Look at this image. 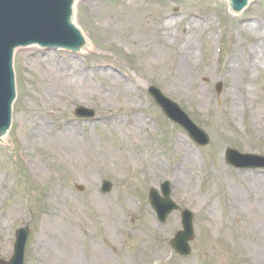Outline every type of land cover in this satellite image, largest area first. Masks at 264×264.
I'll return each mask as SVG.
<instances>
[{
	"label": "rangeland",
	"instance_id": "1",
	"mask_svg": "<svg viewBox=\"0 0 264 264\" xmlns=\"http://www.w3.org/2000/svg\"><path fill=\"white\" fill-rule=\"evenodd\" d=\"M228 2L142 0V9L148 16L141 23L142 34L148 32L145 24L151 23V18L175 9L182 14L191 10L196 19L211 17L212 25L204 26L195 36L197 52L192 65L195 68L186 66L194 86L206 92L208 100L201 103L191 94L192 86L182 94L172 85L169 74L161 71L162 65L167 66L170 61L162 64L149 61L144 46L138 49L129 41L134 26L112 21L126 13L122 0L76 1L81 4L74 11L73 22L90 39V51L46 49L39 45L15 49L16 98L11 127L5 142L0 144V174L7 177L0 200L7 238L2 247L0 235V258L11 257L15 231L28 227L23 264H49L53 249L61 256L67 253L63 233L69 234L64 228L71 227V234L80 237L74 244L80 264H264V259L256 255L259 249L264 250V231L260 230L263 226L251 232L240 229L250 217L257 219V213H264V170L235 169L224 161L226 147L264 155V133L252 134L248 111L240 108L236 120L229 115L230 94L234 92L239 97L240 90L233 87V73L227 74L225 69L228 59L240 64L241 59L229 58L230 53L235 48L238 53H245L254 40V32H243L237 26L252 18L264 21V0H250L238 12H232ZM184 25L182 18L174 30L180 31ZM153 47H160L156 39ZM35 51L38 54L34 55ZM161 51L164 52L163 48ZM64 55L77 59L82 66L106 64L108 68L91 75L96 88L78 83L61 85L54 79L48 56L54 59ZM206 62L209 70L204 69ZM111 71L113 75H123L121 84L110 76ZM125 77L132 80L130 88ZM241 78L239 72L236 80L240 82ZM217 83L222 85L219 92ZM149 84L178 103L208 134L207 145L194 143L183 128L162 113L148 93ZM249 86L255 93L253 103L264 112L263 62L253 70ZM78 106L93 109L94 118H76L73 111ZM118 115H122L121 121L115 120ZM136 116L141 117L142 123L145 121L141 141L136 132H128L122 126ZM35 117L73 127L77 141L86 147L78 149L70 160L44 155L43 148L29 143ZM177 136L182 137L196 157L189 172L195 178L193 196L185 192L183 182L177 181L168 169L182 163L174 148ZM139 150L146 153L137 154ZM153 158H161L167 170L162 167L159 173L149 176L147 171ZM118 161L123 164L121 168ZM103 180L112 185L108 193L100 192ZM163 181L170 183L172 199L194 215L195 235L190 242L191 254L185 258L179 257L169 245V240L181 229L178 212L172 213L162 226L148 203V190L159 189ZM77 185L82 187L81 191L76 189ZM53 190L57 191V199L51 196ZM241 199L243 205L237 203ZM250 199L255 202L253 206L248 202ZM13 206L17 215L7 217ZM43 216H52L58 226L43 233L42 222H46ZM37 236L45 242L35 250ZM93 246L98 251L94 258ZM159 254L162 256L158 257Z\"/></svg>",
	"mask_w": 264,
	"mask_h": 264
},
{
	"label": "bare ground",
	"instance_id": "2",
	"mask_svg": "<svg viewBox=\"0 0 264 264\" xmlns=\"http://www.w3.org/2000/svg\"><path fill=\"white\" fill-rule=\"evenodd\" d=\"M125 2L126 13L121 16H116L115 19L112 18L113 22L117 20L120 22H126L127 25H132L135 27L134 31L131 33L129 41L137 45L138 49H143L147 51L148 60L155 62L156 64H162V62L170 61V64L165 66L162 65L161 71L163 73H168L170 81L172 85L178 92L182 94H186L187 87L192 86V95L195 97L196 101L201 103L205 102L207 99L206 92L202 89H199L197 86L191 82L189 71L186 66H190L195 64L194 59L196 58L197 45L195 41L196 34L203 29L204 26L212 25V19L210 16H201L200 19H196L194 16V12L191 10L182 12L178 9L172 12H164L161 15L151 18V23L145 24L148 27V32L142 34L139 32L142 21L146 22L145 19H148L146 12L143 11L142 0H122ZM86 2V1H85ZM85 2L83 5H85ZM81 3L74 2L73 11L77 10ZM154 10V8H152ZM181 14V15H180ZM185 15V16H184ZM179 16V18L177 17ZM182 16V17H181ZM185 19V25L181 28L180 31H175L174 26L177 25L180 20ZM237 29H241L243 32H254V40L247 47L245 53H238V48H235L229 55V58L237 57L240 60V64L236 65L233 61H229L226 65V73H233L232 84L237 90H240L239 97L237 93L231 92L230 94V102L227 106L230 117L232 119H237L239 114V109L244 108L248 111L249 114V123L252 129V134L254 136H260L264 133V112L256 106L253 101L255 99L254 90L249 86V82L252 79V72L255 68L258 67L260 62L264 63V21L259 18H252L244 20L241 24L237 26ZM81 32V31H80ZM84 42L82 46L79 47L80 52L90 51L92 48V44L90 39L84 36L81 33ZM153 39L158 41V45L160 47H153ZM209 40H212V35L208 36ZM163 48L164 52L161 51ZM38 54L37 51L34 52V55ZM51 59L53 64L52 70L50 71L55 80L60 82V84L64 85H73L78 83L79 86H83L85 88H96V85L93 83L91 79V75L95 73L98 69L108 68L106 64H94L92 66H82L77 59H74L72 56L64 55L63 57H56L52 59V57L48 56ZM47 57V58H48ZM168 67V69H166ZM205 70H209L208 62H206L204 66ZM241 72V80L240 82L236 80L238 73ZM112 73V71H111ZM110 75V74H108ZM112 76L119 84H121L122 76L110 75ZM127 81L128 87L130 86V82L132 81L129 77H125ZM130 88V87H129ZM122 115H118L115 117L116 121L122 120ZM125 129L130 132H136L138 141H141L140 137L141 131L145 127V121L142 123V119L140 116H136L134 120H126L122 125ZM131 131V132H132ZM77 135L74 132V128L70 127L67 124H52L49 120H45V118H33V123L30 128V144L34 145V147L43 148L44 155L49 157H57L63 160L65 157H68L70 160L71 157L75 155L76 151L81 148H85L86 146L82 143L78 142ZM6 140L5 134L0 135V144L4 143ZM22 142L26 143L25 140ZM42 142L44 147L42 146ZM90 146L92 143L89 144ZM174 148L177 153L181 156V166L180 164L175 166L174 168H168L173 171V177L178 181L181 180L183 185L185 186V192L190 196L194 195V176L189 173L194 165L196 164V157L192 150H190L187 146L184 145L182 137H176L174 140ZM69 153L70 155H67ZM146 152L142 153L140 150L137 151V154L144 155ZM119 168L123 166L121 161H118ZM165 168L162 163L161 158H153L151 161V167L148 169L147 174L149 176L156 175L159 173L160 168ZM167 170V169H166ZM7 177L3 174H0V200L3 197L2 188L4 183L6 182ZM57 191H52L51 196L57 199L56 196ZM253 206L255 203L252 199L248 201ZM239 205H243L242 199L238 201ZM18 210L16 206H13L10 210L9 215L7 217H11L17 215ZM257 219L249 218L247 224H242L240 229L247 230L251 232L252 230L260 229L259 227L264 228V213L259 212ZM46 222H42V232L46 233L49 231H53V227L58 226V222L55 218L52 219V216L46 217ZM257 222L255 223V221ZM259 223V224H258ZM255 224H258L257 226ZM6 217L3 214H0V235H3V239L1 241L2 247L6 245ZM67 233H63V246L67 250L65 255H59L57 250L52 251L50 255L49 264H80L76 259V247L74 244L79 240L80 237H77L76 233H72V228H64ZM264 231V229H260ZM45 240L41 236H37L36 238V246H33V249L37 246H41ZM36 250V249H35ZM97 248L95 246L92 247V257L94 258V253H97ZM259 259H264V250H258L256 253ZM161 257L162 255H157ZM101 257H104L102 254Z\"/></svg>",
	"mask_w": 264,
	"mask_h": 264
},
{
	"label": "water",
	"instance_id": "3",
	"mask_svg": "<svg viewBox=\"0 0 264 264\" xmlns=\"http://www.w3.org/2000/svg\"><path fill=\"white\" fill-rule=\"evenodd\" d=\"M72 0H0V135L10 126L11 105L15 97L14 74L12 70V51L17 45L39 43L49 46L77 48L82 43L78 30L69 22ZM246 0H232L235 9L242 8ZM218 85V90L220 88ZM149 92L171 120L183 126L189 135L200 145L209 141L206 133L196 127L180 110L177 104L166 98L154 86ZM75 114L80 117H91L94 112L79 107ZM225 160L237 168H264V157L239 154L226 148ZM110 183L103 182L102 191L110 190ZM163 197L154 189L149 191V200L160 221L179 207L170 199V187L167 182L161 184ZM183 230L171 240L172 247L181 255L189 253L188 241L193 238L192 213L180 209ZM28 230L19 229L16 233L14 254L0 264H23V254Z\"/></svg>",
	"mask_w": 264,
	"mask_h": 264
}]
</instances>
